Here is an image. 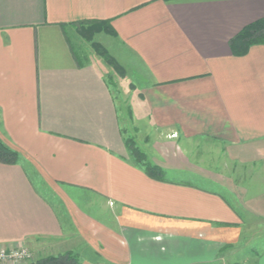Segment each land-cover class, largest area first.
Here are the masks:
<instances>
[{
	"label": "crops",
	"instance_id": "0c3cea01",
	"mask_svg": "<svg viewBox=\"0 0 264 264\" xmlns=\"http://www.w3.org/2000/svg\"><path fill=\"white\" fill-rule=\"evenodd\" d=\"M262 17L264 0H0V139L20 155L0 162V248L215 264L264 217V43L231 47Z\"/></svg>",
	"mask_w": 264,
	"mask_h": 264
},
{
	"label": "trees",
	"instance_id": "16d2710c",
	"mask_svg": "<svg viewBox=\"0 0 264 264\" xmlns=\"http://www.w3.org/2000/svg\"><path fill=\"white\" fill-rule=\"evenodd\" d=\"M83 35L89 37L90 34L98 29V25L82 26ZM264 43V17L257 19L240 30V32L231 40V47L234 52L245 53L252 45ZM129 147L136 161L142 164L146 173L156 179L162 180L165 176L164 170L149 161L148 156L134 141L128 140ZM20 161V155L16 150L11 149L0 139V162L7 164H17ZM30 264H82L78 254L74 252H65L60 254H48L37 258Z\"/></svg>",
	"mask_w": 264,
	"mask_h": 264
},
{
	"label": "rangeland",
	"instance_id": "374dc122",
	"mask_svg": "<svg viewBox=\"0 0 264 264\" xmlns=\"http://www.w3.org/2000/svg\"><path fill=\"white\" fill-rule=\"evenodd\" d=\"M82 48L84 49L83 51L86 54H88V52L93 51L91 45L88 42H86L82 46ZM112 75L115 76L114 73H112ZM117 75L118 74L116 73V76ZM130 140L133 141L132 139ZM168 175L176 179L189 180L198 184H202L207 187H211L210 185L206 184V182L201 178L191 177L188 175L170 174V172L168 173ZM248 187H252V186H248ZM257 187L261 188L262 186H257ZM242 219L244 220L245 231L242 233L241 238L239 239L238 242L227 243L225 247L220 251L219 255L215 258L214 260L215 264H254L255 259L264 249V217L248 216L247 214V216L243 217ZM49 252H44V255L55 254ZM36 259L37 257H33L31 261L25 264H30ZM15 264H21V263H15Z\"/></svg>",
	"mask_w": 264,
	"mask_h": 264
},
{
	"label": "built area",
	"instance_id": "2783aa9c",
	"mask_svg": "<svg viewBox=\"0 0 264 264\" xmlns=\"http://www.w3.org/2000/svg\"><path fill=\"white\" fill-rule=\"evenodd\" d=\"M33 253L26 245L0 248V264L27 263L33 259Z\"/></svg>",
	"mask_w": 264,
	"mask_h": 264
}]
</instances>
